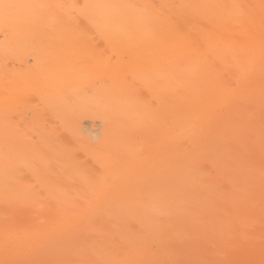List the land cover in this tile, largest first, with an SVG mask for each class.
Segmentation results:
<instances>
[{"label": "bare ground", "instance_id": "obj_1", "mask_svg": "<svg viewBox=\"0 0 264 264\" xmlns=\"http://www.w3.org/2000/svg\"><path fill=\"white\" fill-rule=\"evenodd\" d=\"M0 264H264V0H0Z\"/></svg>", "mask_w": 264, "mask_h": 264}]
</instances>
